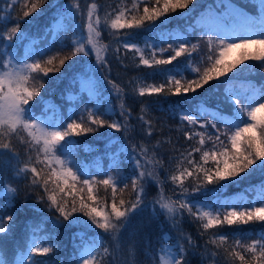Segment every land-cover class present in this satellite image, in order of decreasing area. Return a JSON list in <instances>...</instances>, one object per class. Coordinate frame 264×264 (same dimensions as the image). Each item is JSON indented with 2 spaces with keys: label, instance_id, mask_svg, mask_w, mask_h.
I'll return each mask as SVG.
<instances>
[{
  "label": "snow or ice",
  "instance_id": "6c2138e0",
  "mask_svg": "<svg viewBox=\"0 0 264 264\" xmlns=\"http://www.w3.org/2000/svg\"><path fill=\"white\" fill-rule=\"evenodd\" d=\"M10 3L11 11L0 16V264H25L26 261L28 264H50V261L37 257H48L58 247L54 231L45 227L47 217L30 220L25 225L26 247L19 252L8 247L7 241L16 224L15 215L8 209L15 207L19 194L13 181L27 180L31 190L42 189L37 200L58 214L51 221L53 229L61 226L80 229L73 233L77 253L73 257L74 264H105L111 256L110 247L120 243V234L133 215L144 211L146 187L153 181L162 189L170 180L175 186L174 195L176 190L179 191L175 200L165 197L162 190L158 193L156 203L160 211H155L153 206V219L166 215L177 224L187 212L202 222L204 231L201 235L225 226L264 224V181L245 189V193L255 192L252 201L245 202V196L237 205L221 195L228 184H239L256 172L264 175V85L257 86L235 73L241 65L252 69L258 66L264 72V0H256L253 5L256 11L251 14L235 5L233 0H216L215 7L202 14L195 24L187 25L183 32L161 26L165 25L164 18L171 19V14L178 10L187 17L182 10L191 11L194 0H131L130 6L120 0L111 12L105 13L103 23L99 6L93 0L86 11L87 35L81 33L79 39L75 37L81 26L75 23V15H84L79 3L73 4L71 0L64 6L54 5L51 0H10ZM18 3H22V11L13 23L12 12L16 11ZM45 4L55 6L56 13L43 38L55 34L59 46L55 50L44 47L37 51L39 40L31 39L24 46L23 55L18 56L17 41L28 39L21 30V23L38 14ZM69 21L72 22L70 27L66 24ZM104 29H110L109 35L116 39L118 46L112 51L118 61L124 62L122 49L134 53L137 57L135 68L150 69L147 75L162 78L158 84L138 81L140 86L133 89L138 97H188L214 80L225 85L223 96L229 106L227 113L206 109L204 100L199 102L196 110L207 116V120H199L183 107L179 109L181 123L192 126L182 135L195 143L186 147L178 157L171 158L176 162V169L164 181L157 175L156 166L165 167L158 153L154 151L151 158L142 163L149 154V148L144 145L133 146L132 152L128 153L133 162L128 174L121 171L119 153L111 157L112 163L107 171L98 173L103 177L100 179L91 176L87 166L71 159L79 147V141L74 138L105 127L115 132L126 131L131 115L123 103L124 89L107 76V83L121 100L123 123L109 120L107 117L111 113L101 112L91 103L99 92V81L94 74L108 68L105 53L110 51V45L101 43ZM69 30L73 38L70 44H64L67 37H61L60 33ZM197 30L199 38L193 43L187 34ZM142 31L159 34L144 40L141 47L133 41ZM204 37H207L206 41ZM201 41L207 45L206 53L200 51ZM92 53L95 54V65L73 69V83L79 84V91L71 94V115H66L60 105L41 96V89L47 83L44 78L57 73L62 76L68 61L75 62V57L81 54L89 57ZM165 53L169 54L165 56ZM193 53L200 55L194 57ZM181 57L186 59L179 62ZM193 62L200 66L192 67ZM246 62L258 63L246 65ZM81 103L83 106L79 107ZM38 106L41 108L39 114L35 111ZM139 120L147 126L142 131L151 137L153 125L143 115ZM18 143L25 145L29 153L27 159L21 157ZM33 150L37 153L35 159L30 154ZM91 150L85 148V151ZM121 152H127V148L122 146ZM196 153H199L198 158ZM38 164L43 167L38 168ZM148 164L154 166L149 169ZM9 172L13 180L5 178ZM129 181L134 195L126 201L122 194ZM98 186H103L104 197L98 196ZM200 194H213L214 198L207 202L196 200ZM94 229L102 230L105 235L95 233ZM184 240L195 247L190 237L183 236L175 245L166 247L169 236L163 234L160 251L166 253L167 258L162 264H187L188 249ZM208 243L219 250L211 255L222 256L224 264H264V231L257 233L255 238L249 233H233L231 236L212 233ZM216 264H220L219 260Z\"/></svg>",
  "mask_w": 264,
  "mask_h": 264
},
{
  "label": "trees",
  "instance_id": "16d2710c",
  "mask_svg": "<svg viewBox=\"0 0 264 264\" xmlns=\"http://www.w3.org/2000/svg\"><path fill=\"white\" fill-rule=\"evenodd\" d=\"M51 2L54 5L64 6L68 5L70 0H51ZM90 2H93V0H71L73 4H80L81 11L84 14L83 16L80 14L75 15V23L81 26L80 33L76 34V39H79L81 33L85 37L87 35L86 11ZM94 2L99 6V15L103 23L105 13L111 12L112 9L120 3V0H94ZM130 2L131 0H123V3L129 6ZM233 3L250 14L256 11L253 7L256 0H233ZM215 5L216 0H194L193 5H190L191 11L187 9L182 10L187 13V17L181 15V10H178L177 13L171 14V19L164 18L165 25L161 27L183 32L187 25L195 24L202 14L208 9L215 7ZM0 10H3L0 11V16H5L8 11H11L10 0H0ZM21 11L22 3H18L16 11L12 12L13 23H15L17 16L21 14ZM73 11L75 10L73 9ZM55 13V6L45 4L39 10L38 14L28 17L27 22L21 23V30L28 39L17 41L18 56L23 55L24 46L28 44L31 39L39 40V44L36 46L37 51L44 47H52L53 50H55V47L59 46V41L55 34L43 38L45 29L51 24ZM71 23L70 21L66 22L69 27ZM157 24H159V21ZM110 31V29H104L101 32V43L110 45V51L105 53V58L108 61V68L104 71L98 70L94 74L99 81V92L97 97L92 99L91 103L101 112L107 111L111 113V115L107 117L109 120H117L123 123L124 118L120 115L122 111L120 108L121 100L117 99L113 88L107 83L105 76L112 79L114 83L124 89L123 103L125 109L131 113L127 122V130L125 131L122 129L121 132H115L105 127L100 128L95 133L74 138L79 141V147L75 156L72 158L76 163L87 166L91 176L100 179L103 177L98 175V173L107 171L108 166L112 163L111 157L119 153L122 160L121 171L123 174H128L132 171L133 165V162L128 158V153L132 152L133 146L144 145L149 148V154L148 157L142 160V163L151 158L154 151L158 153V155L163 158L165 167L159 168L157 165V175L161 181H164L169 177L170 172L176 169V162L172 161L171 158L178 157L180 152L184 151L186 147L195 143L194 141H188L182 135L184 131L189 130L192 126L187 125L186 122L183 124L181 123L178 115L179 109L183 107L199 120H207V116L200 115L196 110L199 102L204 100V107L206 109H218L221 112L227 113L229 111V106L225 104L223 96L225 85L221 84L220 81L214 80L204 88L198 90L197 94H189L188 97L163 95L138 97L133 91L134 88L140 86L138 81H143L144 84H158L161 82L162 78L159 76L153 77L147 75L151 72L150 69L135 68V60L137 57L134 53L126 52L122 49L121 55L124 57V62L122 64L118 61L112 51L118 45L116 39L109 35ZM158 34L159 33L153 34L151 32L142 31L141 35L137 36L136 40L133 42L139 43L142 47L144 40H150L153 35L158 36ZM65 35L67 38L64 39V44H70L73 38L72 31L69 30L67 33L62 31L60 33L61 37ZM187 36L195 43L199 38V30L195 33H189ZM204 40L206 41L207 37H204ZM200 51L201 53L207 52V45L203 41L200 42ZM168 54L169 53H165L164 55L167 56ZM199 55L200 53H193L194 57H198ZM185 59V57H181L179 62H183ZM74 61L75 62L68 61L65 64V70H62V76L57 73L50 74L49 78H44L47 83L45 87L41 89L40 93L46 100L60 105L61 110L66 115H71V94L79 91V84L73 83V69L80 66L95 65V54L92 53L89 57H83L81 54V56L75 57ZM257 63L258 62H246V65ZM69 65L72 67H69ZM191 66L198 67L200 65L193 62ZM241 69H243L242 72ZM235 73L240 78L251 81L257 86L264 85V72H262L258 66L252 69L245 65H241L235 70ZM229 75L231 76L233 74ZM57 76L60 78L56 79L55 77ZM33 83L36 82L34 81ZM65 97H67V99ZM39 99L38 97L37 100ZM84 100L86 102L87 98L85 97ZM35 103L36 101L33 102V104ZM78 106L82 107L83 104L81 103ZM141 109L145 111L142 112ZM40 110V106L35 109L37 114H39ZM142 115L153 125V134L151 137H148L146 133L142 131V128L147 127L139 120V117ZM196 130L199 131L200 129L197 127ZM209 131H212V129L209 128ZM122 146L127 148V152H121ZM86 147H90L92 150L85 151ZM206 147H210V145H206ZM17 148L21 157L27 159L29 153L26 152L25 145L18 143ZM137 151H139V147H137ZM30 154L33 159H35L37 153L33 150ZM195 155L198 158L199 153ZM41 159H43L42 154ZM97 165H99V167ZM36 166L38 168L43 167V165L39 164ZM153 166L154 164L147 165L149 169ZM5 178L13 180L12 173H6ZM262 181H264V175L260 172H256L251 176H247L246 179L239 184H228V182H225L228 186L224 188L221 195L230 199L237 205L241 203V198L245 196V202L252 201L255 198V192L245 193V189L252 185L258 186ZM13 186L18 187L19 194L18 198L15 200V207L8 209V211L12 212L16 217V224L13 226L14 232L10 234V238L7 241L8 247L10 249H16L18 252L26 247L25 225L30 220L47 217L48 223L45 227L50 231H54L56 237L55 243L58 247L50 256L43 258L37 257V259H46L50 261V264H74L73 257L77 253L73 242V233L80 231V229L63 226L53 229L51 221L54 220L58 214L54 209L49 210L45 204L37 200V196L42 194V189L38 191L31 190L27 180H21L18 183L13 181ZM209 187L211 188L212 186L210 185ZM174 188L175 186L170 180L162 186V189L154 181L147 185V195L143 204L144 211L139 215H133L129 225L124 228L120 234V243H114L112 247H110L111 256L106 260L105 264H160L161 257L166 254L160 251V238L164 233H167L169 236L168 245H166V247L175 245L177 239L182 236L191 238L195 247L189 246L187 240L183 241L185 247L188 249L186 257L187 264H216L218 260L220 264H224V258L222 256L214 257L211 255L212 252L219 251L214 245L208 243L212 233H223L228 236H231L233 233H249L255 238L257 233L264 231V224H249L238 227L233 226L231 228L225 226L220 229L209 230L207 234L201 235L204 231L201 227L202 222L195 220L194 217L190 216L187 212L183 214V218L178 224H173L166 215H160L158 218L153 219V206L155 205V211H160L159 204L156 203L158 193L162 190L165 197H172V199L175 200L176 197L179 196V191L176 190L174 195ZM110 191L109 189L108 203H110ZM97 193L100 197L105 196L103 186L97 187ZM133 195L131 183L129 181L128 188L123 192L122 198L128 201ZM213 198V194H200L195 197L196 200L203 202L211 201ZM81 219L87 218L81 217ZM94 232L102 236L105 235L100 229H94ZM91 235L92 233L90 232L89 236ZM105 239H107L106 236Z\"/></svg>",
  "mask_w": 264,
  "mask_h": 264
},
{
  "label": "rangeland",
  "instance_id": "374dc122",
  "mask_svg": "<svg viewBox=\"0 0 264 264\" xmlns=\"http://www.w3.org/2000/svg\"><path fill=\"white\" fill-rule=\"evenodd\" d=\"M49 115H50V113H49ZM71 159H73V158H71ZM179 222H180V220H178L177 224H178ZM166 258H167L166 254L163 255V256L161 257L160 264H162V261L165 260ZM25 264H28V262L26 261Z\"/></svg>",
  "mask_w": 264,
  "mask_h": 264
}]
</instances>
